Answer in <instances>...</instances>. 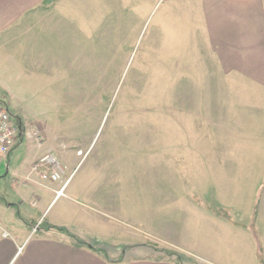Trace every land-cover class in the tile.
Segmentation results:
<instances>
[{
	"label": "rangeland",
	"instance_id": "rangeland-1",
	"mask_svg": "<svg viewBox=\"0 0 264 264\" xmlns=\"http://www.w3.org/2000/svg\"><path fill=\"white\" fill-rule=\"evenodd\" d=\"M39 10L0 65V101L23 127L0 165V235L12 223L42 234L60 213L110 256L264 264V163L226 162L236 136L213 123L200 0H45ZM46 152L62 177L43 183L69 180L42 218L56 190L14 202L13 171Z\"/></svg>",
	"mask_w": 264,
	"mask_h": 264
},
{
	"label": "crops",
	"instance_id": "crops-1",
	"mask_svg": "<svg viewBox=\"0 0 264 264\" xmlns=\"http://www.w3.org/2000/svg\"><path fill=\"white\" fill-rule=\"evenodd\" d=\"M44 1L0 0V65H3L13 33L29 19L38 18L43 13L39 8ZM200 51L202 66L208 68L204 74L209 78L208 84H211L212 94L207 97L214 100L213 123L219 126L215 129L232 132V137L236 136V141L226 143L228 147L237 146L234 156L230 155L232 160L226 162L264 163V0H200ZM43 154L35 156L26 172L13 171V175L18 176L14 183L17 191L14 202L20 199L23 203L27 197L33 198V204H36L41 199L37 193H44L42 188L56 190L45 211H40L42 218L60 196L58 191L63 186L60 189L50 188L38 174L30 175L32 165ZM244 169L246 172L247 166ZM248 169L252 172L251 166ZM67 187L66 184L64 189ZM14 202L9 206H13ZM62 218L59 213L42 234H31L30 229H22L21 224L12 223L8 228L3 227L0 264H178L157 255V251H153L152 255L128 256L124 253L110 256L91 242L82 239L90 245L79 243L52 227L66 226L76 233L70 227L72 225ZM4 230L8 236H4ZM198 247L200 254L202 248L208 249L206 242ZM186 251L191 252L189 249Z\"/></svg>",
	"mask_w": 264,
	"mask_h": 264
},
{
	"label": "built area",
	"instance_id": "built-area-1",
	"mask_svg": "<svg viewBox=\"0 0 264 264\" xmlns=\"http://www.w3.org/2000/svg\"><path fill=\"white\" fill-rule=\"evenodd\" d=\"M19 135L20 129L15 122V116L11 114L8 106L0 101V165L17 146ZM60 170L62 168L57 157L51 152H46L32 165L31 173L38 174L43 180L59 181L62 177ZM68 180L63 183L59 194L64 191ZM8 235L4 233V236Z\"/></svg>",
	"mask_w": 264,
	"mask_h": 264
},
{
	"label": "trees",
	"instance_id": "trees-1",
	"mask_svg": "<svg viewBox=\"0 0 264 264\" xmlns=\"http://www.w3.org/2000/svg\"><path fill=\"white\" fill-rule=\"evenodd\" d=\"M17 124H18V123H17ZM22 128H23V127L20 125V128H19V129L22 130ZM52 227H55V228H57L58 230L64 232L65 234H67L68 236L72 237L73 239H75V240H76L77 242H79V243H82V244H88V243L84 242L80 237H78L77 234L74 233V231L71 230L69 227H66V226H60V225H53ZM47 229H48V227H47ZM88 245H90V244H88ZM155 251L158 252V250H156V249H155ZM161 251H163V250H161ZM165 251H166L168 254H173V253H171V250L166 249ZM179 257H180V256H179ZM179 260H180V259H179ZM178 264H182V262L179 261Z\"/></svg>",
	"mask_w": 264,
	"mask_h": 264
}]
</instances>
